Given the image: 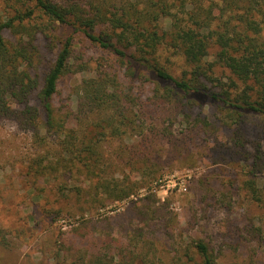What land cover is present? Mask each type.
<instances>
[{"label":"rangeland","instance_id":"374dc122","mask_svg":"<svg viewBox=\"0 0 264 264\" xmlns=\"http://www.w3.org/2000/svg\"><path fill=\"white\" fill-rule=\"evenodd\" d=\"M5 1L0 19L8 13ZM160 25L167 31L170 20ZM72 34L60 27L56 37ZM73 36L70 70L55 98L60 113L76 110L84 79L106 71L117 75L124 93L135 95L130 108L137 123L121 125L120 135L92 133L93 153L74 159L77 154L64 152L49 133L36 137L0 116V264H200L195 245L201 241L216 264H264V166L254 168L257 150L264 151L261 118L236 127L217 105L179 103L175 95L156 99L150 76L132 82L113 55L84 34ZM38 43L43 74L57 40L39 36ZM216 52L211 48L204 59L213 63L214 80L204 81L213 91L235 93L230 80L243 85L215 63ZM158 59L178 78L193 69L167 45ZM251 179L262 202L246 186ZM105 183L130 195L115 200L119 191Z\"/></svg>","mask_w":264,"mask_h":264},{"label":"trees","instance_id":"16d2710c","mask_svg":"<svg viewBox=\"0 0 264 264\" xmlns=\"http://www.w3.org/2000/svg\"><path fill=\"white\" fill-rule=\"evenodd\" d=\"M7 15L0 19V116L15 119L17 125L34 133H49L63 151L92 154V133L121 134V125L136 126L138 115L130 108L135 95L124 93L117 75L106 71L84 79L77 91L75 111L61 114L55 105L59 84L69 72L73 34H84L103 51L113 55L132 82L146 76L156 85V99L179 97L187 102L217 105L224 120L240 126L251 116L261 118L264 127V0H6ZM163 19L170 29H161ZM60 27L73 34L57 38ZM105 27L100 32L98 29ZM5 32L14 36L8 39ZM53 43L57 54L47 71L39 70L41 46L38 37ZM162 45L176 49L193 69L178 78L161 65ZM217 47L215 63L221 64L243 85L230 80L233 91L216 92L213 63L204 59ZM80 133V135H79ZM146 136V135H145ZM82 138V140L79 139ZM80 141V142H76ZM88 142V144L85 143ZM80 145V148L79 146ZM95 145V142H94ZM83 161V160H82ZM254 168L264 166L259 148ZM89 171L91 168L87 165ZM115 191V200L130 193ZM253 199L262 202L255 180L246 183ZM118 190V191H117ZM200 264H216L204 242L196 243Z\"/></svg>","mask_w":264,"mask_h":264}]
</instances>
